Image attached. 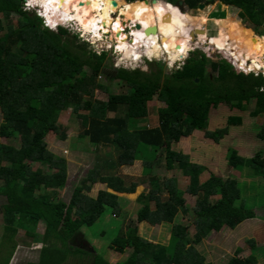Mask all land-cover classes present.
Here are the masks:
<instances>
[{
  "label": "trees",
  "instance_id": "16d2710c",
  "mask_svg": "<svg viewBox=\"0 0 264 264\" xmlns=\"http://www.w3.org/2000/svg\"><path fill=\"white\" fill-rule=\"evenodd\" d=\"M130 1L136 0H118L121 5ZM202 1L183 3L196 8ZM220 1L239 8L238 16L256 30L264 25V0ZM23 4V0H0V139H6V143L0 141V195L7 200L3 205L5 236L11 233L14 238L24 231L33 242H42L39 259L28 264H63L69 257L77 258L81 264H110L93 247L89 251L72 243L80 238L86 240L81 229L93 226L107 208L117 217L122 215L120 197L115 193H134L139 184L127 185L122 177L104 174L102 169L142 161V174L150 189L138 198L142 207L136 221L171 225L168 243H152L141 237L137 225L131 222L110 245L121 254L131 249L123 262L115 264H208L195 247L211 233L223 228L234 230L240 223L254 220L255 213L245 207L236 180L210 173L201 181L206 166L173 151L171 145L195 130L219 142L228 127L241 123L240 116L228 115L226 127L206 130L210 111L220 104L243 110L253 101L249 114L263 115L264 76L237 71L224 58L210 60L211 72H206L207 57L195 50L163 80L161 69L154 74L139 69L118 70L116 79L127 91L109 94L108 100L101 101L94 94L99 89L107 90L98 82L108 66L107 53L91 52L65 28L56 32L43 28L42 20L25 11ZM12 15L18 18L16 26L11 22ZM154 97L163 107L157 110V126L150 128L141 121L147 117L148 103ZM68 109L81 122L83 132L79 138L96 147L112 146L117 154L115 165L105 162L103 168L96 165L90 170L69 203H65L55 200L49 191L65 187L67 160L49 150L46 138L54 133L61 140L67 139L59 116ZM109 113L114 116L109 117ZM257 138L264 140V126ZM158 151L165 154L166 170H178L188 178L184 190L179 189L174 178L160 180L152 175ZM225 158L230 169L246 171L250 179L264 180L261 152L243 158L228 148ZM97 183L106 184L112 192L101 190L95 198L84 192ZM184 193L196 197L192 235L185 225L173 223L179 211H184ZM39 223L45 225L43 234L37 233ZM9 239L0 242V250L9 248L3 264H10L18 246ZM249 246L254 249L252 244ZM237 254L227 264H256L253 255L241 259Z\"/></svg>",
  "mask_w": 264,
  "mask_h": 264
},
{
  "label": "rangeland",
  "instance_id": "374dc122",
  "mask_svg": "<svg viewBox=\"0 0 264 264\" xmlns=\"http://www.w3.org/2000/svg\"><path fill=\"white\" fill-rule=\"evenodd\" d=\"M177 1L178 0H166V2L171 5H175L174 3H177ZM206 1L209 0H203L199 4H203ZM214 1V4H208L201 9L199 8V5L196 8H189L183 3L182 11L185 12L183 15L187 18H189L190 15L192 17L205 15L207 17V21L201 26L206 30L207 35H215L219 29V24L214 23V18H224L227 16L231 20L233 19L234 21L232 20V22H235L239 28L242 29V33H244L242 34V38L245 39L248 37H254L257 42H260V38L264 36V25L259 27V30H256L254 26L250 25L246 20H243L238 16V12L240 11L239 8L231 5H226L225 7V5L223 6L220 3V0ZM156 2H163V0H156ZM131 3L134 5V8L137 9V2L134 1ZM150 5L152 6L151 3ZM23 6H25V4ZM27 6L30 10H37L36 7H38V5H34L30 0L27 3ZM171 9H175L177 12L179 11L175 6ZM117 12L113 13V16H116V18L119 17V12ZM39 13L41 14V11ZM180 14L182 13L180 12ZM5 21L6 22L3 24H5L6 27L8 20ZM11 22L16 26L18 18L15 15H12ZM68 23H66L65 29L68 30L71 37H76V41L78 43L88 46V50L99 55L103 51H107V59L105 63L108 66L104 70L105 72L98 78V82L107 87V90L104 91L99 89L94 94L95 99L101 101L108 100L109 94H121L127 91V88L124 87L118 79H116V71L120 69L129 71L139 69L148 74H154V72L161 69L163 74L160 75V78L163 80L165 75L170 74L173 70L181 67L192 51L199 50L206 55V72H211L209 64L210 60L226 58V54L228 55L229 51L232 55L231 50L227 49V46H223L222 43L219 46L218 41H216L217 45L215 46L221 48L222 50H216L214 48L215 46L211 45L212 43L208 40L205 43H200L198 41L197 44L196 40H198V36L197 33H192L193 27H191V25L196 26V29H199V27L198 24L196 25L195 23V25H193L192 22H187L188 24L183 22V26L188 28L190 35L193 34V38H191L194 39V41L190 43V49H188L189 51L187 50L186 54L180 57L176 56V58L166 52L163 47V43L160 44L161 40L160 42L158 40L159 44L153 52L146 45H140L139 40L136 41L134 39V41L138 42L139 46H135L130 39L123 41L125 34L123 33L124 30L121 31L122 28L120 30L119 39L127 44V48L125 50H121L120 45L117 44L118 50L123 52L120 56L117 52V48H114V44L117 43L118 38L116 29H110L109 33H106L107 35H104L102 40L94 39L93 36H89L84 33V38L81 39V36L79 35L80 30L76 26H73V23ZM130 24L131 21L125 25L127 30H129ZM250 30L253 32H250ZM236 38H238L237 34ZM158 39L160 38L158 37ZM130 52H132L131 54L137 56H142V54L147 53L149 56L154 54L156 57L151 60L139 59L127 61L129 57L131 58ZM232 56L236 58V61H240V63H243L244 65L248 61L247 59L240 57L238 54ZM174 61L175 63H173ZM250 63L254 68H264V65H259L249 61L248 64ZM249 72L252 71H246L245 73ZM258 73L261 72L258 71ZM261 74L263 76L264 72ZM161 107H163V104L158 101L156 97H154L152 101L148 103L147 117L141 122H143V124L147 127H156L157 110ZM252 107L253 101L248 103L243 110L235 108L232 109L225 104H220L217 108H212L209 114V124L206 129L208 131L226 127V119L228 115H238L241 117V123L239 125H232L228 127L226 136L221 138L219 142H214L211 139L205 138L204 131L195 130L189 137L183 138L179 142L171 145V149L173 151L189 155L191 161L206 166L207 170L201 176V181L208 177L210 173L223 178L236 180L240 190L241 200L244 201L245 207L252 209L255 213L254 220L242 222L234 230L223 228L219 233H211L195 247V250L204 258L205 263L208 264H227L228 261L237 254V251L240 252L237 256L241 259L253 255L256 259V264H264V180L250 179L246 171L230 169L226 164L225 158L228 148L235 149L243 158H252L257 152H261L262 157L264 158V140L261 141L257 138V133L260 128L264 126V114L258 115L257 117L251 116L249 111ZM113 116V113H109V117ZM59 117V123L66 130L67 139L61 140L56 134L50 133L46 140L48 142L49 150L67 160L68 178L65 187L59 188L56 191H49V193L54 195L53 198L55 200L59 199L65 203H69L75 188L80 186L82 181L88 177L89 171L96 165L103 168L105 162H113V165H115L117 153L112 146L96 147L88 140L79 138V135L83 132V128L80 120L73 114L72 109L63 111L60 113ZM1 122L2 113L0 110V123ZM0 141L2 143H6V139L4 138H1ZM8 142L9 141H7V143ZM157 154L158 159L157 163H155L152 168V175L158 177L160 180L174 178L177 181L179 189L184 190L188 184V178L182 176L178 170H166L164 167L165 154L162 153V151H158ZM41 167L44 168V170L51 172L48 168L46 169V167ZM102 170L104 171V174H117L125 180L127 185L134 182H139V184L134 193H115L120 197V205L123 209L122 215L117 217L113 215V210L111 208H107L104 215H102V217L93 226H84L81 229L85 235L84 238L88 241V243L86 240H82V238H80L72 244L76 247H84L89 251H92L93 247L97 253L106 259L110 264L123 262L130 255L131 249L127 248L124 253L121 254L113 250L110 245L112 241L123 232V230L127 229V225L132 222L137 225L138 234L141 237L151 241L152 243L167 245L171 225L161 224L152 226L147 222L137 223L136 221L137 212L142 207L138 202V198L142 193H147L150 189L149 182L142 174V161H136L132 166H116L114 169L106 168V170ZM101 190L112 192V190L107 188L106 184L102 183L94 184L92 185L91 190L84 192L95 198ZM183 197L185 199L184 211H179L173 223L185 225L189 229V234L192 235L194 233L195 224L192 208L195 204L196 197L187 193H184ZM6 203V198L0 195V242L4 239L12 238L11 233L5 236L3 230V205ZM44 231V223H39L37 233L43 234ZM14 240L18 246L12 256L10 264H28L29 262H34L39 259L40 249L43 247L42 242H33L32 239L25 236L24 231H20L17 236L12 238L11 241ZM250 244L253 245V250L249 246ZM0 251H3L0 252V264H3L9 248L3 247V250ZM76 259L73 260L72 257H69L68 261L63 262V264H81V261Z\"/></svg>",
  "mask_w": 264,
  "mask_h": 264
},
{
  "label": "bare ground",
  "instance_id": "6f19581e",
  "mask_svg": "<svg viewBox=\"0 0 264 264\" xmlns=\"http://www.w3.org/2000/svg\"><path fill=\"white\" fill-rule=\"evenodd\" d=\"M30 1L34 5L36 4L43 8L44 15L50 21V27L53 29H55L57 24H60L61 22H70L84 34L91 35L94 39L102 40L104 35L109 33L110 29H116L117 32H120L122 28L121 31L124 30L123 33L125 34L123 41L130 39V35H132V39L130 40H132L135 46L138 45V42L136 41L139 40L140 45H146L153 52L159 44L158 40L159 42L161 40L160 44L163 43V47L166 52L171 54L174 58H176V56L180 57L186 54L187 50L190 49V43L194 41V39H192L193 34L197 33V44L198 41L200 43H205L208 40L212 43L211 45L215 46L217 45L216 41H218V45L220 46L222 43L223 46H227L226 48L231 50L232 55L238 54L240 57L248 60L245 65L240 63V61H237L239 66L244 68L246 67L247 70L252 68L254 70H264L262 67L257 69L251 66V63L248 64V62L251 61L252 63L264 65V36L260 38V42H257L254 37H248L245 39L242 38V34H244L242 33V29H240L239 26L235 22H232V20L226 15L224 18H214V23L219 24V29L215 35L209 36L207 35L206 30L201 26L207 21V17L205 15L196 17H192L190 15L189 18H187L183 15L185 12L179 10L176 5H171L166 1L146 2L136 0L137 9L134 8V5H132L131 2L121 5L118 0H115L116 5L114 4V0ZM222 5L224 6V4ZM173 6H175L182 14H180L179 11L178 13L175 9H171ZM117 11L119 12V17L116 18V16H113V13ZM129 21H131L130 30L127 32L125 31V25ZM183 22H186V24H188L187 22H192L193 25L196 23V25L198 24L199 29H196V26L191 25V27H193V34L190 35L188 28L183 26ZM137 23L142 26L141 29L136 28ZM151 26L157 27L156 34H145V28H149ZM250 32L253 31L250 30ZM236 34L238 35V38H236ZM158 37L160 39H158ZM119 38L120 36L117 38L116 45L119 44L120 49L125 50L127 48V44L122 42ZM134 39L136 41H134ZM215 47L218 48L217 46ZM117 52L120 56L123 54L122 51L118 50V45ZM131 53L132 52H130V54ZM145 54L151 59L156 57L154 54L149 56L147 53L142 54V56L131 54V58L129 57L127 61L142 59L146 56Z\"/></svg>",
  "mask_w": 264,
  "mask_h": 264
},
{
  "label": "clouds",
  "instance_id": "9594fccd",
  "mask_svg": "<svg viewBox=\"0 0 264 264\" xmlns=\"http://www.w3.org/2000/svg\"><path fill=\"white\" fill-rule=\"evenodd\" d=\"M25 3V6H23V9L25 10V11H27V12H31V13H34L35 12V14L42 20L41 22H42V27L44 26L46 29H49V30H51V31H57V29H59V28H66V23H63V22H61L60 24H57V26H56V28L55 29H53V28H51L50 27V21L46 18V16L44 15V12H43V8L41 7V6H39L38 5V7H36L37 8V10H30L29 8H28V6H27V3L29 2V0H23ZM168 1V0H167ZM183 1V0H182ZM131 2V1H130ZM170 2V1H169ZM220 3H221V1H220ZM23 4V5H24ZM175 4V3H174ZM41 11V14L39 13ZM43 27V28H44ZM127 28V27H126ZM125 28V31H127V32H129V30H130V28H129V30H127ZM79 35L81 36V39H83L84 37H83V32L80 30L79 31ZM105 35H107V34H105ZM89 36H91V35H89ZM210 36V35H209ZM130 37H132L131 35H130ZM195 37V36H194ZM88 41V40H87ZM90 42V41H89ZM114 48L116 49L117 48V45L116 44H114ZM215 49L216 50H222L221 48H216L215 47ZM189 51V50H188ZM229 51V50H228ZM103 52H107V51H103ZM226 58H224L225 60H227L232 66H233V68L235 69V70H237V71H241V72H246V71H252V73L254 74V75H257V74H261V73H263L264 72V70H254V69H249V70H247V68L245 67H241V66H239L238 65V63H237V61H236V58H234L231 54H230V51H229V54L227 55L226 54ZM142 59H150L151 60V58H149L148 56H144V58H142ZM133 62H135V61H133ZM173 63H175V61L173 62ZM237 66V67H236ZM246 70V71H245ZM258 71L259 72H261V73H258ZM249 73H251V72H249ZM262 75V74H261ZM264 76V75H263Z\"/></svg>",
  "mask_w": 264,
  "mask_h": 264
},
{
  "label": "water",
  "instance_id": "95a60500",
  "mask_svg": "<svg viewBox=\"0 0 264 264\" xmlns=\"http://www.w3.org/2000/svg\"><path fill=\"white\" fill-rule=\"evenodd\" d=\"M144 1L148 2L149 0H144ZM154 1H156V0H152V2H154ZM214 3H215L214 0H209V1H206L205 3H203V4H199V8L201 9V8H204L205 6H207L208 4H214ZM114 4L116 5V1L115 0H114ZM221 4H224V3L221 1ZM175 5L179 8V10H181V11L183 10V1L182 0H178L177 3H175ZM136 28H140L141 29L142 26L139 23H137L136 24ZM144 31H145V34H147V35H151L152 33L156 34L157 27L156 26H151L149 28H145ZM119 36H120V32H117V37H119ZM130 39H132V37Z\"/></svg>",
  "mask_w": 264,
  "mask_h": 264
},
{
  "label": "built area",
  "instance_id": "2783aa9c",
  "mask_svg": "<svg viewBox=\"0 0 264 264\" xmlns=\"http://www.w3.org/2000/svg\"><path fill=\"white\" fill-rule=\"evenodd\" d=\"M246 71V70H245Z\"/></svg>",
  "mask_w": 264,
  "mask_h": 264
},
{
  "label": "flooded vegetation",
  "instance_id": "af4514ba",
  "mask_svg": "<svg viewBox=\"0 0 264 264\" xmlns=\"http://www.w3.org/2000/svg\"><path fill=\"white\" fill-rule=\"evenodd\" d=\"M117 72V71H116Z\"/></svg>",
  "mask_w": 264,
  "mask_h": 264
}]
</instances>
